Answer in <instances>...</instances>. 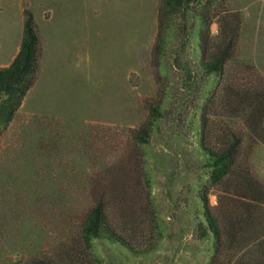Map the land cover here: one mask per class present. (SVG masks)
Returning <instances> with one entry per match:
<instances>
[{
    "label": "rangeland",
    "instance_id": "374dc122",
    "mask_svg": "<svg viewBox=\"0 0 264 264\" xmlns=\"http://www.w3.org/2000/svg\"><path fill=\"white\" fill-rule=\"evenodd\" d=\"M161 1L0 0V28L18 36L29 10L41 47L34 84L0 129V264H233L241 254L214 255L212 237L198 238L200 196L220 225L239 222L229 213L236 179L212 185L207 167L206 152L231 132L241 137L236 168L264 186V135L245 121L264 93V0H202L210 37L216 14L240 19L221 76L200 70L195 16L166 22L154 55ZM152 106L161 111L141 144L135 131ZM97 201L126 247L82 244ZM240 218L243 241L253 226Z\"/></svg>",
    "mask_w": 264,
    "mask_h": 264
},
{
    "label": "trees",
    "instance_id": "16d2710c",
    "mask_svg": "<svg viewBox=\"0 0 264 264\" xmlns=\"http://www.w3.org/2000/svg\"><path fill=\"white\" fill-rule=\"evenodd\" d=\"M221 1L224 3L226 0ZM196 7L200 11L198 15L195 12ZM205 9L209 8L202 0H162L158 14V38L153 51L154 55L163 51L164 41L160 34L166 22L168 24L177 19H182L184 22L195 16L202 26L199 44L202 58L200 70L206 75L221 76L233 56L239 37L240 19L236 14L222 15L217 12L219 14L216 15H220L219 33L215 37H210V18L203 12ZM23 16V36L19 52L8 67L0 68V129H5L12 121L24 97L32 88L38 72L41 54L40 37L33 14L29 10H24ZM182 30L186 31V26H183ZM246 106L252 107V111L245 116L248 129L259 139L264 135V93L256 94ZM238 108L244 111L240 109L241 105ZM160 111L158 106L150 108L148 121L135 131V138L139 143L148 142L151 128L157 121ZM204 130L202 129V135ZM219 145L217 150L205 151L208 159L207 167L210 169V182L212 185H217L223 183L226 178L236 179L237 183L234 184L236 205H231L229 213L232 217H237L239 222H241L240 217L243 218L242 221H249L253 226V235L247 239L242 238L241 241L239 238L244 231L238 227L239 222L220 225L210 210L206 196L202 194L200 199L204 221L199 224L198 238L205 240L209 236L212 237L214 255H218L223 249L234 250L237 254L241 252L233 264H264V228L259 227L264 215V186L248 170L236 168L241 137L231 132L223 136ZM101 238L110 242H119L126 247L125 242L108 224L106 207L97 201L84 219L80 240L87 251L91 252L93 241Z\"/></svg>",
    "mask_w": 264,
    "mask_h": 264
},
{
    "label": "crops",
    "instance_id": "0c3cea01",
    "mask_svg": "<svg viewBox=\"0 0 264 264\" xmlns=\"http://www.w3.org/2000/svg\"><path fill=\"white\" fill-rule=\"evenodd\" d=\"M23 36V19L19 26V35L7 34L6 26L0 28V68L8 67L19 52Z\"/></svg>",
    "mask_w": 264,
    "mask_h": 264
}]
</instances>
